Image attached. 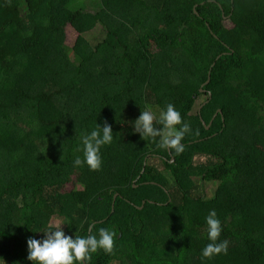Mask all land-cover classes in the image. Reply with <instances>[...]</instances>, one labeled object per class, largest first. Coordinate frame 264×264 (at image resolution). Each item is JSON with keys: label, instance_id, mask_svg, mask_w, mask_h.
<instances>
[{"label": "trees", "instance_id": "16d2710c", "mask_svg": "<svg viewBox=\"0 0 264 264\" xmlns=\"http://www.w3.org/2000/svg\"><path fill=\"white\" fill-rule=\"evenodd\" d=\"M97 1L0 0V258L31 264L27 240L57 219L117 233L90 264H264V0ZM168 104L192 129L180 155L133 131ZM104 121L101 170L74 167ZM211 210L228 247L208 259Z\"/></svg>", "mask_w": 264, "mask_h": 264}, {"label": "clouds", "instance_id": "9594fccd", "mask_svg": "<svg viewBox=\"0 0 264 264\" xmlns=\"http://www.w3.org/2000/svg\"><path fill=\"white\" fill-rule=\"evenodd\" d=\"M191 130L190 124L182 120L180 111L173 104L161 109L158 115L150 109L141 111L133 123V131L141 139L159 138L158 147L174 150L176 155L184 152L182 141ZM114 139L112 127L107 121L103 122V126L96 123L94 130L82 135L80 146L76 149L82 156H76L73 166H86L90 171L101 170L102 149L111 145ZM205 219L210 242L202 250L203 257L211 259L221 253L226 254L227 241L219 242L222 227L216 211L211 210ZM62 225L66 224L58 221L43 232L42 239L27 240V259L31 264H90L93 254L98 250L107 254L113 252L117 236L114 230L100 228L97 234L81 237L67 235ZM0 264H5L3 258H0Z\"/></svg>", "mask_w": 264, "mask_h": 264}, {"label": "rangeland", "instance_id": "374dc122", "mask_svg": "<svg viewBox=\"0 0 264 264\" xmlns=\"http://www.w3.org/2000/svg\"><path fill=\"white\" fill-rule=\"evenodd\" d=\"M75 3V0H73V2L71 3L70 5V9H78V10H84L85 12H89V13H95V12H98L99 11V2L97 0H77L76 4ZM225 26L226 27H229L230 24L228 22H225ZM76 33L69 27H67L66 29V45L68 47H72L73 44H74V41L76 39ZM105 37L102 29H101V26H96L95 29H93L91 32H89L87 35H86V39L89 41V42H92L94 41L93 39H103ZM204 98L200 97L196 104L194 105V109H193V113H196L197 109H199V105L204 101L203 100ZM82 190V188L80 187L79 184L77 183H70L67 187L64 186V189L63 191L66 192H70L71 190ZM204 192L207 196H212L213 195V192L215 190V185L214 184H204ZM59 220L57 219H52L50 225L53 227ZM61 222V221H59ZM164 226V223H160L159 224V227H162L163 228ZM62 229H64V225L61 226ZM117 264V263H115Z\"/></svg>", "mask_w": 264, "mask_h": 264}, {"label": "water", "instance_id": "95a60500", "mask_svg": "<svg viewBox=\"0 0 264 264\" xmlns=\"http://www.w3.org/2000/svg\"><path fill=\"white\" fill-rule=\"evenodd\" d=\"M209 81H210V74L208 75L207 82H206L203 86L207 85V84L209 83ZM200 91L203 92V90H200ZM209 97H210V94H209ZM218 113H220V111H218V112L214 115L213 118H215L216 115H217ZM210 124H211V123H210ZM210 124L207 126V129L209 128ZM145 165H146V161H144V167H145ZM144 167H143V171H144ZM143 171H142V173H143ZM114 198H116V197H114Z\"/></svg>", "mask_w": 264, "mask_h": 264}]
</instances>
